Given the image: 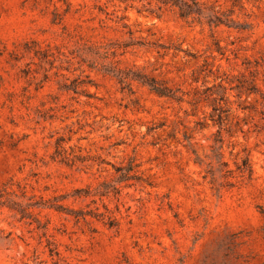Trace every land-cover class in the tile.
<instances>
[{
    "label": "rangeland",
    "instance_id": "rangeland-1",
    "mask_svg": "<svg viewBox=\"0 0 264 264\" xmlns=\"http://www.w3.org/2000/svg\"><path fill=\"white\" fill-rule=\"evenodd\" d=\"M195 1L0 0V264H264V0Z\"/></svg>",
    "mask_w": 264,
    "mask_h": 264
},
{
    "label": "trees",
    "instance_id": "trees-1",
    "mask_svg": "<svg viewBox=\"0 0 264 264\" xmlns=\"http://www.w3.org/2000/svg\"><path fill=\"white\" fill-rule=\"evenodd\" d=\"M164 3H171L178 9V14L181 17H186L191 14L196 6L195 0H162ZM142 83L149 86V88L158 95H163L167 97H173L170 89L163 86L161 83L154 81L153 79H143L139 77Z\"/></svg>",
    "mask_w": 264,
    "mask_h": 264
}]
</instances>
